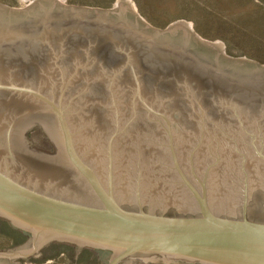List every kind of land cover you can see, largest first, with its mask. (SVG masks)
Here are the masks:
<instances>
[{
    "label": "water",
    "instance_id": "1",
    "mask_svg": "<svg viewBox=\"0 0 264 264\" xmlns=\"http://www.w3.org/2000/svg\"><path fill=\"white\" fill-rule=\"evenodd\" d=\"M0 218L29 233L0 264L51 242L104 264H264V66L130 0L0 4Z\"/></svg>",
    "mask_w": 264,
    "mask_h": 264
},
{
    "label": "rangeland",
    "instance_id": "2",
    "mask_svg": "<svg viewBox=\"0 0 264 264\" xmlns=\"http://www.w3.org/2000/svg\"><path fill=\"white\" fill-rule=\"evenodd\" d=\"M33 0H0L14 9L24 8ZM137 14L152 28L165 30L177 20L191 22L192 31L205 41L219 40L224 54L244 57L264 66V0H130ZM117 0H63L65 5L113 9ZM2 220V221H1ZM0 223V250L26 242L25 234L4 219ZM9 264H104L93 248L78 252L71 244L51 242L38 253ZM159 264V263H146Z\"/></svg>",
    "mask_w": 264,
    "mask_h": 264
},
{
    "label": "flooded vegetation",
    "instance_id": "3",
    "mask_svg": "<svg viewBox=\"0 0 264 264\" xmlns=\"http://www.w3.org/2000/svg\"><path fill=\"white\" fill-rule=\"evenodd\" d=\"M199 113V115H202V113L201 112H198ZM208 115V114H207ZM205 116V115H204ZM176 150V149H175ZM193 159H194V157H193ZM193 161H195V160H193ZM177 174V173H176ZM137 205V204H136ZM138 206V205H137ZM137 208V207H136ZM142 208L144 209V210H148V207L145 205V204H142ZM159 209H162V210H165V212H166V214H168V215H174L175 213H178V212H176V210H174V208L173 207H169V208H159ZM13 228V227H12ZM19 230V229H18ZM23 231V230H22ZM24 232V234H25V240L27 241H29V239H28V232H25V231H23ZM29 238H30V236H29ZM27 243V242H26Z\"/></svg>",
    "mask_w": 264,
    "mask_h": 264
},
{
    "label": "trees",
    "instance_id": "4",
    "mask_svg": "<svg viewBox=\"0 0 264 264\" xmlns=\"http://www.w3.org/2000/svg\"><path fill=\"white\" fill-rule=\"evenodd\" d=\"M1 221H2V220H1ZM1 221H0V223H3V224H5V225H7L5 221H3V222H1Z\"/></svg>",
    "mask_w": 264,
    "mask_h": 264
}]
</instances>
